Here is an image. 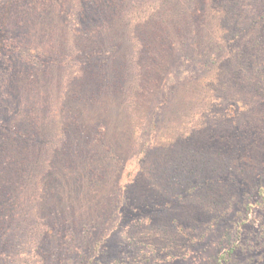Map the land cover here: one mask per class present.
<instances>
[{
    "label": "trees",
    "instance_id": "trees-1",
    "mask_svg": "<svg viewBox=\"0 0 264 264\" xmlns=\"http://www.w3.org/2000/svg\"><path fill=\"white\" fill-rule=\"evenodd\" d=\"M263 206L264 0H0V264L180 258L227 216L231 264Z\"/></svg>",
    "mask_w": 264,
    "mask_h": 264
},
{
    "label": "rangeland",
    "instance_id": "rangeland-1",
    "mask_svg": "<svg viewBox=\"0 0 264 264\" xmlns=\"http://www.w3.org/2000/svg\"><path fill=\"white\" fill-rule=\"evenodd\" d=\"M228 218L230 217L227 216L226 219L215 224L204 239L192 244L184 257L162 259L158 256V258H152L150 263L144 262V264H212L214 253L226 246L227 234L230 232ZM245 220L243 224L245 230L240 241L238 239L242 246L238 247L234 256L235 264H264V206L249 212ZM116 232L118 233L117 229L113 233L117 234ZM112 248L113 251L107 255L109 260L118 257L121 252L118 243L113 245L110 242L108 250Z\"/></svg>",
    "mask_w": 264,
    "mask_h": 264
}]
</instances>
